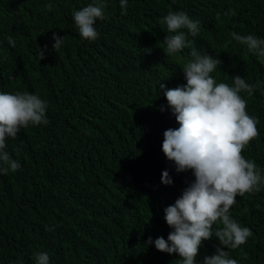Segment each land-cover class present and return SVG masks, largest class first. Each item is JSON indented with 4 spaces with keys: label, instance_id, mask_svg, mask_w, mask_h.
I'll list each match as a JSON object with an SVG mask.
<instances>
[{
    "label": "trees",
    "instance_id": "1",
    "mask_svg": "<svg viewBox=\"0 0 264 264\" xmlns=\"http://www.w3.org/2000/svg\"><path fill=\"white\" fill-rule=\"evenodd\" d=\"M91 2L53 0L50 10L48 0H0V90L38 92L50 121L8 139L22 167L0 175V264H34L36 250L49 251L53 264H180L179 253L147 240L167 238L164 210L195 179L162 149L165 130L179 123L170 107L161 110L168 102L159 88L186 83L181 66L191 47L221 58L212 73L218 82L239 74L258 84L251 96L242 93L260 132L242 154L264 168V63L231 35L264 36V0H130L126 15L120 0H105L108 18L97 19L96 41L73 20ZM170 10L187 11L201 31L168 55L160 21ZM53 32L66 36L58 51ZM39 45L47 46L41 60ZM165 169L173 184L162 182ZM231 211L253 230L229 249L232 257L264 264V190L238 195ZM217 245L215 236L205 240L197 261Z\"/></svg>",
    "mask_w": 264,
    "mask_h": 264
},
{
    "label": "clouds",
    "instance_id": "2",
    "mask_svg": "<svg viewBox=\"0 0 264 264\" xmlns=\"http://www.w3.org/2000/svg\"><path fill=\"white\" fill-rule=\"evenodd\" d=\"M129 3L130 0H120L125 15ZM53 7V0H48L47 8ZM98 18H108L105 0H92L73 13L78 32L89 41H96L100 36L96 27ZM160 23L167 29L164 50L168 55L190 46L189 35L195 37L201 31L200 21L184 10H170ZM231 35L264 63V36L235 31ZM52 36L53 48L58 51L65 45L66 36L57 32ZM8 40L15 45L11 36ZM46 47L39 45V60L45 57ZM221 64L219 56L191 47L190 59L181 66L186 83L173 88L163 82L159 84L168 102L161 110L170 107L179 123V127L165 130L162 149L175 162L178 172L192 170L195 179L164 210V218L172 229L167 238L150 236L147 244L154 243L158 250L170 254L179 253L180 264H239L229 249L241 248L253 236V230L233 217L232 206L237 203L238 195L264 190V168L242 154L260 134L259 118L249 114L242 93L251 96L258 84L249 83L239 74L232 77V83L218 82L212 73ZM48 108V100L38 92L0 90V175L22 167L8 151V139L17 137L29 125H48ZM161 179L166 185L174 183L167 169ZM47 227L54 231V226ZM213 236L219 240L216 252L197 261L200 247ZM32 256L34 264H53L47 250H36ZM12 264H23V261Z\"/></svg>",
    "mask_w": 264,
    "mask_h": 264
}]
</instances>
